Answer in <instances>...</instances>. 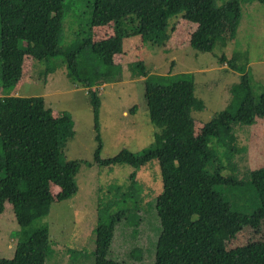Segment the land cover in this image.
<instances>
[{
	"label": "trees",
	"instance_id": "obj_1",
	"mask_svg": "<svg viewBox=\"0 0 264 264\" xmlns=\"http://www.w3.org/2000/svg\"><path fill=\"white\" fill-rule=\"evenodd\" d=\"M63 2L0 0V81L5 95L0 97V215L10 203L21 229L14 256L0 258V264H47L49 227L34 223L49 215L55 200H69L79 190L76 176L81 162L64 158L75 135L71 115L56 116L43 97L11 95L23 77L27 56L34 61L62 57L67 78L87 90L98 142L96 164L125 163L138 169L158 162L163 191L156 199L161 232L155 264H264V240L227 248L216 213L224 206L233 214L264 218V166L251 170L246 182L234 172L224 175L230 166L223 164L220 153L210 146L215 139L232 159L237 152L235 126H252L264 119V89L256 98L245 69H240V81L231 89L232 102L196 133L192 113L202 111L205 105L195 95L193 78L164 84L167 76L152 78L143 63L137 64L146 77L150 121L159 129L156 147L138 154L122 149L106 159L100 155L101 100L96 88L119 81L122 68L114 58L124 52L125 41L138 36L144 43L164 46L171 38L170 19L176 17L196 25L189 38L194 50L211 53L218 43L225 47L226 35L216 33L221 8L215 0H95L88 34L76 49L60 45ZM258 2L264 4V0ZM106 26H111L110 36L94 40V28ZM236 59L220 57L222 63L238 71L233 65ZM247 185L258 204L252 213L243 214L232 208L226 192ZM54 186L60 188L56 196ZM127 213L121 210L106 223H102L103 213L99 214L94 229L95 264H137L109 258L117 231L130 225ZM140 252L133 251L131 257L141 259Z\"/></svg>",
	"mask_w": 264,
	"mask_h": 264
},
{
	"label": "rangeland",
	"instance_id": "obj_2",
	"mask_svg": "<svg viewBox=\"0 0 264 264\" xmlns=\"http://www.w3.org/2000/svg\"><path fill=\"white\" fill-rule=\"evenodd\" d=\"M94 3L95 0H64L62 47L76 49L83 42ZM215 4L221 8L216 33L226 35L227 42L225 47L218 43L211 53L196 51L189 45L196 25L176 17L170 19L171 38L164 46L144 43L138 36L125 41L124 52L114 58L122 68L119 81L96 88L101 100V158H111L122 149L138 154L156 147L155 133L159 129L149 118L146 77L141 75L139 63H143L152 78L167 76L164 84L193 78L195 95L205 105L202 111L192 113L196 133L232 102L231 89L240 81V69L249 73L254 95L260 97L264 89V4L258 0H215ZM111 30V26L94 28V40L109 37ZM223 55L229 60L236 57L233 65L239 70L222 63ZM62 62V57L34 61L27 56L23 77L16 93L11 94L43 97L56 116L68 113L74 121L75 135L67 144L64 158L81 162L76 176L79 190L69 200H55L49 215L34 223L36 227H49L51 246L47 264H95L94 229L99 214L103 213L102 223H106L109 216L121 210L128 211L130 225L127 223L117 231L109 258L155 264L161 232L156 211L157 196L163 191L160 166L156 161L138 169L125 163L108 167L95 163L98 142L93 107L87 90L74 86L67 78ZM1 88L0 81L2 98L5 95ZM234 133L237 152L232 159L224 154L225 149L215 139L210 146L220 153L223 164L230 166L224 175L234 172L235 177L246 182L251 170L264 166V119L252 126L236 125ZM59 191L58 186L52 187L53 195ZM251 192L248 185L243 190L231 189L226 192V199L234 210L250 214L258 204ZM216 213L227 248L264 240V218L260 214L243 217L224 206L218 207ZM138 221L141 222L134 227ZM20 231L12 206L6 203L0 215V258L14 256ZM133 251H141V259L131 257Z\"/></svg>",
	"mask_w": 264,
	"mask_h": 264
},
{
	"label": "crops",
	"instance_id": "obj_3",
	"mask_svg": "<svg viewBox=\"0 0 264 264\" xmlns=\"http://www.w3.org/2000/svg\"><path fill=\"white\" fill-rule=\"evenodd\" d=\"M60 189V188H59Z\"/></svg>",
	"mask_w": 264,
	"mask_h": 264
}]
</instances>
